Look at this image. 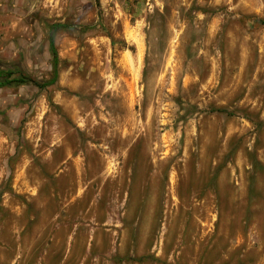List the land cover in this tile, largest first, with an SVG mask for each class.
<instances>
[{
  "label": "rangeland",
  "instance_id": "1",
  "mask_svg": "<svg viewBox=\"0 0 264 264\" xmlns=\"http://www.w3.org/2000/svg\"><path fill=\"white\" fill-rule=\"evenodd\" d=\"M53 22L58 81L0 89V264H264V0H0V59L50 79Z\"/></svg>",
  "mask_w": 264,
  "mask_h": 264
},
{
  "label": "trees",
  "instance_id": "2",
  "mask_svg": "<svg viewBox=\"0 0 264 264\" xmlns=\"http://www.w3.org/2000/svg\"><path fill=\"white\" fill-rule=\"evenodd\" d=\"M72 25L62 22H53L47 25L48 41L52 53L53 75L48 80H41L30 75L19 63L4 62L0 59V89H17L21 86L32 84L42 91H48L59 78V55L56 45V37L59 32L71 29ZM50 97V94H48ZM215 111L225 112V109L216 108Z\"/></svg>",
  "mask_w": 264,
  "mask_h": 264
},
{
  "label": "flooded vegetation",
  "instance_id": "3",
  "mask_svg": "<svg viewBox=\"0 0 264 264\" xmlns=\"http://www.w3.org/2000/svg\"><path fill=\"white\" fill-rule=\"evenodd\" d=\"M4 89H9V88H4Z\"/></svg>",
  "mask_w": 264,
  "mask_h": 264
}]
</instances>
